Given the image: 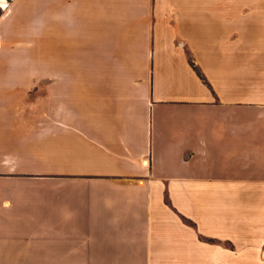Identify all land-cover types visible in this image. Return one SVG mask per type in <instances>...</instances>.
Returning <instances> with one entry per match:
<instances>
[{"label": "crops", "instance_id": "0c3cea01", "mask_svg": "<svg viewBox=\"0 0 264 264\" xmlns=\"http://www.w3.org/2000/svg\"><path fill=\"white\" fill-rule=\"evenodd\" d=\"M0 194V264H264V0H10Z\"/></svg>", "mask_w": 264, "mask_h": 264}, {"label": "rangeland", "instance_id": "374dc122", "mask_svg": "<svg viewBox=\"0 0 264 264\" xmlns=\"http://www.w3.org/2000/svg\"><path fill=\"white\" fill-rule=\"evenodd\" d=\"M5 2L7 3V7H8V4H9L10 0H5ZM3 11H5V9L0 7V16H1V14H3ZM31 192H34V190H31L29 192L23 193L22 196L17 198V200H23V201H26L28 203L34 202L36 200V198H35L36 196L34 195V193H31ZM0 196H2V194H0ZM47 196H50V194H47ZM14 199L15 198H13V200ZM44 200H47V199H44Z\"/></svg>", "mask_w": 264, "mask_h": 264}, {"label": "bare ground", "instance_id": "6f19581e", "mask_svg": "<svg viewBox=\"0 0 264 264\" xmlns=\"http://www.w3.org/2000/svg\"><path fill=\"white\" fill-rule=\"evenodd\" d=\"M0 7L4 8L5 10L7 9V3L5 2V0H0Z\"/></svg>", "mask_w": 264, "mask_h": 264}]
</instances>
